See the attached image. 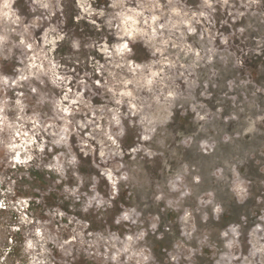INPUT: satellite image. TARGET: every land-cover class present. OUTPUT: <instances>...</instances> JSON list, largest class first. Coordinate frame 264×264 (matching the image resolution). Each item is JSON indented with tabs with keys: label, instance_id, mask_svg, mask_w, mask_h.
Segmentation results:
<instances>
[{
	"label": "rangeland",
	"instance_id": "374dc122",
	"mask_svg": "<svg viewBox=\"0 0 264 264\" xmlns=\"http://www.w3.org/2000/svg\"><path fill=\"white\" fill-rule=\"evenodd\" d=\"M0 264H264V0H0Z\"/></svg>",
	"mask_w": 264,
	"mask_h": 264
},
{
	"label": "bare ground",
	"instance_id": "6f19581e",
	"mask_svg": "<svg viewBox=\"0 0 264 264\" xmlns=\"http://www.w3.org/2000/svg\"><path fill=\"white\" fill-rule=\"evenodd\" d=\"M30 143V139H28V140H25V144L27 145V144H29ZM29 157V155H26L25 156V158H28ZM16 160H20V158H19V154L17 153V156H16Z\"/></svg>",
	"mask_w": 264,
	"mask_h": 264
}]
</instances>
